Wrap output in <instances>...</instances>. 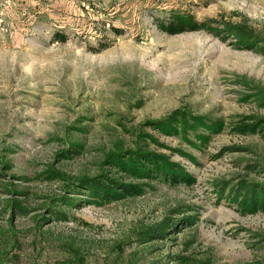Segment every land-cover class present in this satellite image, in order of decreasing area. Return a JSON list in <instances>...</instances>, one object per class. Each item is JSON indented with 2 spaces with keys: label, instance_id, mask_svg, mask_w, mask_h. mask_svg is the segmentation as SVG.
Segmentation results:
<instances>
[{
  "label": "rangeland",
  "instance_id": "374dc122",
  "mask_svg": "<svg viewBox=\"0 0 264 264\" xmlns=\"http://www.w3.org/2000/svg\"><path fill=\"white\" fill-rule=\"evenodd\" d=\"M174 8L200 21L244 15L264 34V0H0L4 262L182 264L171 257L177 253L213 255L211 264L264 259V213L243 215L215 193L218 182L264 164V140L229 127L202 150L158 134L196 156L193 163L173 155L195 174L192 185L154 181L142 195L121 201H78L61 208L67 219L48 210L63 182L45 179L44 170L73 178L95 174L106 152L131 144L147 119L179 106L226 121L264 114L250 96L264 91V52L234 48L205 30L164 32L156 19ZM61 33L68 36L64 42ZM232 145L242 149L223 150ZM12 199L28 211L15 209ZM175 209L197 215L196 223L177 225L167 238L138 240L140 228L181 216Z\"/></svg>",
  "mask_w": 264,
  "mask_h": 264
},
{
  "label": "trees",
  "instance_id": "16d2710c",
  "mask_svg": "<svg viewBox=\"0 0 264 264\" xmlns=\"http://www.w3.org/2000/svg\"><path fill=\"white\" fill-rule=\"evenodd\" d=\"M156 21L158 27L169 34L205 30L222 41H228L234 48L264 52V34L257 30L244 15L239 20L221 16L200 21L194 13L174 8L170 10L167 17L156 19ZM57 36L63 42L68 37L65 33ZM250 96L264 107L263 90L256 91ZM143 127L150 128L151 131L144 130ZM227 127L234 134H257L264 140V114L255 112L241 113L226 121L222 117H213L209 113H197L187 106H179L163 116L147 119L141 123L142 129L134 133L135 137L131 144L128 146L119 144L106 152L101 167L95 174L76 175L73 178L53 168L44 170L41 175L45 174V179L63 182V193L54 199V202L48 206V210L57 219H67L66 212L61 208L74 206L78 201L102 206L142 195L146 187H150L154 181H162L171 186L181 183L192 185L196 182L195 174L190 172L182 161L174 159L173 155L178 154L193 163L197 161L196 156L182 147L171 146L161 141L158 134L178 137L187 145L202 150L214 134L222 132ZM72 145L76 147L79 143H72ZM239 149L242 147L236 145L223 148L229 151ZM75 150L71 151L75 152ZM64 156L71 155L64 153ZM4 167L11 168V164L5 162ZM248 170L247 173L218 182L215 187L217 200H225L243 215L264 213V164H249ZM250 171L256 172L257 176H251ZM11 201L14 207L17 206L15 209L28 211L18 200ZM182 210L173 211V214L179 213L182 214L181 216H165L160 221L137 230L138 240L148 242L154 238H167L169 232L177 225L195 224L197 215L185 214ZM43 219L48 218L44 216ZM181 227L183 225L178 229ZM212 256L197 257L177 253L171 257L182 264H211ZM0 264L9 263L4 262L0 257ZM242 264H264V259L249 260Z\"/></svg>",
  "mask_w": 264,
  "mask_h": 264
}]
</instances>
